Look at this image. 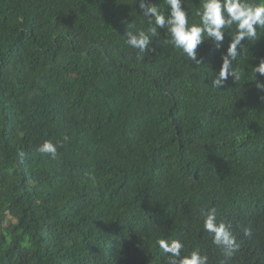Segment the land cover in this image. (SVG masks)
<instances>
[{"label":"trees","instance_id":"trees-1","mask_svg":"<svg viewBox=\"0 0 264 264\" xmlns=\"http://www.w3.org/2000/svg\"><path fill=\"white\" fill-rule=\"evenodd\" d=\"M200 6L184 0L189 24ZM148 27L138 0H0V264H167L161 239L264 264V30L213 88L227 33L197 65L163 29L137 59L126 32ZM211 208L231 259L203 229Z\"/></svg>","mask_w":264,"mask_h":264},{"label":"clouds","instance_id":"clouds-1","mask_svg":"<svg viewBox=\"0 0 264 264\" xmlns=\"http://www.w3.org/2000/svg\"><path fill=\"white\" fill-rule=\"evenodd\" d=\"M138 2L149 27L147 30L127 31L124 40L129 48L137 50V59H142L141 53L153 51L154 47L149 48V45L157 43L154 38L159 36L160 29H163L169 37L166 43L180 49L197 65L202 63V60L198 59V46L207 41L216 50H220L224 46L225 34L231 37L226 53L221 56L220 70L211 80L213 88H221L229 76L235 80L240 78L239 73L232 67L233 61L239 55L238 47L243 49L242 42L257 40L258 32L264 30V0H201V6L196 12L200 18L199 24H189L188 12L183 7L184 0H165L167 14L161 12L150 0H138ZM252 70L255 73L257 88L264 90V83L257 80L256 75L264 76V59ZM62 146L60 141L54 143L45 140L37 146L36 151L42 156L55 160L58 156V148ZM24 155L23 151L18 153L21 159ZM89 179L95 182L94 175L89 174ZM201 215L204 218L203 229L211 235L212 243L221 249L226 258H233L239 250V244L231 231V226L217 222L215 208L202 209ZM244 234L251 235L250 229L245 228ZM157 243L161 251L167 254V264H208L207 256L202 255L199 249L182 255L185 245L180 240L169 242L161 239Z\"/></svg>","mask_w":264,"mask_h":264}]
</instances>
